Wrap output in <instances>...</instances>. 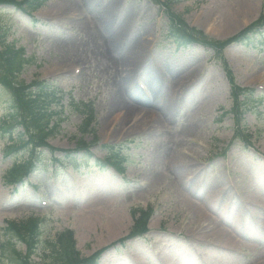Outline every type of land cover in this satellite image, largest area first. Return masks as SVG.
Segmentation results:
<instances>
[{
  "label": "rangeland",
  "instance_id": "1",
  "mask_svg": "<svg viewBox=\"0 0 264 264\" xmlns=\"http://www.w3.org/2000/svg\"><path fill=\"white\" fill-rule=\"evenodd\" d=\"M168 1L170 10L190 26L222 40L254 21L264 8V0H250L246 8L240 0ZM42 2L31 14L27 9L0 6V27L6 34L0 36V48L4 42L23 47L29 61L19 76L21 81L30 84L47 79L66 93L65 118L45 143L67 151L79 147L81 138L90 143L96 136L98 142L88 149L93 157L83 151L46 152L42 165L47 164V169H35L21 182L6 184L3 175L16 159L27 155L25 149L5 154L10 132L1 125L10 113L4 103L8 96L0 91V240L7 220L31 218L34 226L39 218L46 238L71 229L83 257L103 250L99 264H264V30L250 43L227 47L222 66L211 59L214 51L202 45L176 48L168 34L171 22L165 9L151 0L101 2L102 9L116 2L111 28L93 14L98 7L94 0ZM124 20L129 23L128 42L145 37L147 57L134 70L132 82L146 99L154 92L148 81L158 73L163 76L161 89L166 96L162 103L167 105L168 70L179 66L192 76V83L177 85L178 106H170V123L147 128L142 124L130 127L131 122L127 129L115 132L122 119L118 117L119 97L122 94L127 105H136L137 97L133 89L121 90V77L107 70L121 57L112 49L111 38ZM74 45L82 61L70 60ZM97 46L100 55L95 53ZM108 47L111 62L102 56ZM122 50L126 44L120 45ZM79 63L81 70H74L72 66ZM224 67L237 85L255 88L258 99L234 112ZM152 68L157 73L146 76ZM88 116L93 118L92 134L90 128L85 133ZM195 119H200L199 130L186 136L185 129ZM14 129L16 136L23 131L20 126ZM240 130L250 138L249 145L245 134L235 135ZM176 148L183 154L184 168L193 173L184 175L186 181L179 176V163L174 162ZM105 149L113 155L110 164L103 160L108 156ZM64 155L65 167L51 165L55 156ZM208 196L213 197L211 202ZM146 209L153 210L149 232L121 240L133 230L139 215L135 211ZM93 214L94 222L89 221ZM118 216L122 228L111 230L110 222ZM219 228L223 236L239 231L247 236L248 245L228 246L227 238L211 243L207 235ZM12 241L23 254L30 252L29 237ZM47 245L44 242L43 247Z\"/></svg>",
  "mask_w": 264,
  "mask_h": 264
},
{
  "label": "trees",
  "instance_id": "2",
  "mask_svg": "<svg viewBox=\"0 0 264 264\" xmlns=\"http://www.w3.org/2000/svg\"><path fill=\"white\" fill-rule=\"evenodd\" d=\"M0 4L13 5L23 10L27 9L33 11L40 6V0H0ZM169 17L171 19L169 34L178 47H185L197 43L217 49L218 54H221V50L226 45L235 41H243L248 38L250 33L256 31V27L264 23V10L256 22L251 24L237 36L223 42L211 39L197 28L188 26L183 20L178 19V17H175L170 13ZM1 44L2 43L0 42V46ZM15 44L16 43L14 42H4L3 47L0 48V77L2 71H5L0 78V81L3 82L0 91L6 93L8 96L4 103L10 113L7 119L2 123L1 128L2 130L9 129L10 138L15 139L13 140L14 143L12 145L7 146V154L15 151L17 145L28 143L26 142L25 134L28 135L30 139L29 141L34 143V145L45 143V140L54 133V129L59 125L58 121L63 115L62 110L58 108L60 107L59 102L64 94L59 87L53 84V82L51 83V81L40 80L26 84L19 80V74L28 59L24 57V50L21 47H16ZM9 91L11 95L9 94ZM235 91L236 96L234 98L238 101L239 93H242L243 90L235 87ZM14 124H17L24 130V132L18 134L17 138H14L16 129L11 131ZM41 140L43 142L40 143ZM83 146H85L84 148H87V144L80 140L79 147ZM32 148L33 147L26 149V159L20 163H15L12 168L5 173L4 179L6 183L17 181L20 176L26 173L29 169L38 166L35 158L39 157V152L37 148H34L33 154L35 153V155H33ZM42 152L46 151L43 149ZM109 157L110 159L112 158L111 156ZM33 163H36L37 165H33ZM46 166L47 165H43V167ZM138 212L140 213V216L135 223V230L136 232H144L146 231L149 212L135 211V214ZM33 221V219L19 222L8 221L7 227L3 230L4 239L0 241V264L98 263L102 251L87 258L82 257L80 252L76 249V242L70 230L59 233L55 239H47V246L49 247H42L39 254L36 256L38 257V261L31 258L30 253L23 254L21 251L17 250L16 242H13L12 238L14 237L16 240L26 241L29 237V243L32 244L31 248L33 250L37 243L35 238L37 222H35L33 227ZM9 245L11 247L7 252L6 250Z\"/></svg>",
  "mask_w": 264,
  "mask_h": 264
},
{
  "label": "bare ground",
  "instance_id": "3",
  "mask_svg": "<svg viewBox=\"0 0 264 264\" xmlns=\"http://www.w3.org/2000/svg\"><path fill=\"white\" fill-rule=\"evenodd\" d=\"M97 2L98 7L95 8L93 14L101 21L104 23L105 26L111 28V26H109L110 24V20L112 19L111 14L112 11L116 9L115 7V3L110 4L106 9H102L101 8V2H103L104 0H94ZM241 2V6L242 7H248L250 6L249 2L250 0H240ZM96 5V6H97ZM252 9V7H251ZM128 22H126L124 20V23L117 28L115 31H113V36L111 38V41H113L114 43L112 46V49L116 48V51L118 53H122L120 56V58H118V60L112 65L113 69H107L110 73L112 74H116L117 75L115 77L119 78L121 77V82L119 83V87H121V90H129V89H133L134 94L137 96L135 98L136 100V105H127L124 101L123 95L121 94V96L118 98V117H120L122 115V119L120 120V127L115 131V132H121L125 129H127V127L129 126V124L132 122L133 124H131L130 127L136 126V125H140L142 124L143 126H146L147 128H152L153 124H166V123H170L172 122L173 116L172 113L170 112V110L173 109H177L178 103V89H177V85H180L181 83H192L191 80V75L187 74L185 69H181L179 66H173L172 69L170 68L168 71L171 75V79L169 80V86H170V92H169V96H168V102L169 105L166 104V102L162 103V101L164 100V98L166 96H164V90L162 92L161 89V84H162V80H163V76H161L158 73V77L155 78L154 80H150L148 81L149 84H151V87L153 89V94L151 97H149L150 99H153L154 101H150L148 99H146L144 97V95L141 93L140 89L137 88L136 85L133 84L132 82V78H133V74H134V70H137L136 68H138L137 66H140L142 64H144V60L147 57L146 53L144 51H146V46H145V37L144 36H139L136 37V39L134 40H129L128 42V35L126 36L127 33V27H128ZM82 29H83V33H86V26L82 24ZM129 34V32L127 33ZM91 38H93V35H90ZM96 38H98V36H96ZM122 43V44H121ZM126 44V50H122L119 51V47L120 45H125ZM110 48L108 47L107 50L102 54L103 57H107V52ZM94 53V52H93ZM95 53H97L98 55H100V51L98 49V46L95 48ZM81 53L80 50L78 51V48L74 45L73 49H72V53H70V60L74 59V58H78L79 60L82 61L81 59ZM85 58V57H82ZM109 60V58H108ZM109 62H111L109 60ZM196 65V64H194ZM81 69V65L79 64H75L73 65V69L77 70L76 68ZM170 66V65H169ZM178 67V68H177ZM151 73L155 74L157 72H155V70L152 68V71H148L145 72V75H149L151 76ZM148 78V77H147ZM165 79V77H164ZM117 81V79H116ZM167 81V79H166ZM171 84L173 86H171ZM170 106L173 108L171 109ZM146 121V123H145ZM199 122L200 119H195L194 121L191 122V124L185 129L186 136H193V134H195V132H197L199 130ZM112 126V125H111ZM185 154V153H184ZM174 162L179 163L180 167H179V176L180 177H184V181H186L188 179V177H190L189 175L193 174L190 171H187L184 167L186 166V164L184 163L183 160V154L182 152H180V150L178 148H176L174 150ZM187 155V154H186ZM188 170H191L190 168H187ZM188 177H185L184 175H186ZM213 197L212 196H208V200L211 202V199ZM97 217L96 215L94 216V214L92 216H90L89 221H96ZM120 220V216L118 217H114L112 219V221L110 222V229L111 230H115V231H119L122 228V224H121ZM219 226H221V224H219ZM208 230V229H207ZM204 231V233H206V231ZM223 230L221 228L217 229L213 235H207L208 240L212 243V242H217V241H221V238H227V244L228 246H234V245H241V246H245L248 245L247 241L245 240L246 238H244L245 235L241 234L239 231H234L235 232V236L230 234V236H223V234L221 233ZM216 234V235H215ZM218 234V236H217ZM215 235V236H214ZM213 236V237H212ZM247 237V236H245ZM226 245V244H225Z\"/></svg>",
  "mask_w": 264,
  "mask_h": 264
}]
</instances>
